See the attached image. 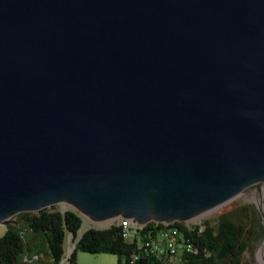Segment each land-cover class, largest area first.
I'll return each mask as SVG.
<instances>
[{
	"label": "water",
	"instance_id": "obj_1",
	"mask_svg": "<svg viewBox=\"0 0 264 264\" xmlns=\"http://www.w3.org/2000/svg\"><path fill=\"white\" fill-rule=\"evenodd\" d=\"M262 183L264 0H0L1 224L187 223Z\"/></svg>",
	"mask_w": 264,
	"mask_h": 264
},
{
	"label": "trees",
	"instance_id": "obj_2",
	"mask_svg": "<svg viewBox=\"0 0 264 264\" xmlns=\"http://www.w3.org/2000/svg\"><path fill=\"white\" fill-rule=\"evenodd\" d=\"M17 223L6 226L0 236V264H63L68 234L74 236L75 247L68 264H78L77 252L106 253L118 257L117 264H165L166 254L159 257L149 240L166 230L178 233L179 264H246L244 257L253 242L263 233L262 215L255 204L241 202L214 220L185 224L150 222L133 240L116 224L107 228H89L80 235L83 217L74 209L66 211L46 208L22 212Z\"/></svg>",
	"mask_w": 264,
	"mask_h": 264
},
{
	"label": "rangeland",
	"instance_id": "obj_3",
	"mask_svg": "<svg viewBox=\"0 0 264 264\" xmlns=\"http://www.w3.org/2000/svg\"><path fill=\"white\" fill-rule=\"evenodd\" d=\"M261 198L264 199V183L261 184L260 188H253L249 191L242 192L238 196H236L231 201L227 202L226 205H221L213 210H210L195 220L189 221L186 224H193V223H200L206 220H214L220 214L232 209L236 205L240 204L241 202H248L251 204H255L257 206L260 203ZM55 210L66 211L68 209H74L71 205L67 203H59L50 207ZM75 210V209H74ZM113 224V221H106V222H94L91 219L83 216V225L80 230V235L89 228H107ZM264 246V223H263V233L261 237L256 239L253 244L251 251H247L244 257V261L246 264H263L262 261L259 260L258 251ZM75 247L74 236L69 233L66 241V253H65V263L67 262V257L71 254L72 250ZM77 257L79 260V264H117L118 257L113 254H106V253H98L92 254L88 252L78 251ZM165 264H179L178 262L171 261Z\"/></svg>",
	"mask_w": 264,
	"mask_h": 264
},
{
	"label": "built area",
	"instance_id": "obj_4",
	"mask_svg": "<svg viewBox=\"0 0 264 264\" xmlns=\"http://www.w3.org/2000/svg\"><path fill=\"white\" fill-rule=\"evenodd\" d=\"M110 221H113L112 225L116 224L118 226H121L124 230L125 237L129 240H133L135 236L141 230H143L146 225L150 223L149 222L147 224H141L132 218H123V217H117ZM165 224H173V223H165ZM5 231H6V225L0 223V236L3 235ZM146 246L151 247L154 253H156L159 257L166 254H171V256L168 257L167 255L165 258H169L171 261L178 260V256L180 253V246L178 244V233L175 228L166 230L164 233H162V235L160 234L159 237L155 240H149L148 242H146ZM65 261L66 259H64L63 264L65 263Z\"/></svg>",
	"mask_w": 264,
	"mask_h": 264
},
{
	"label": "bare ground",
	"instance_id": "obj_5",
	"mask_svg": "<svg viewBox=\"0 0 264 264\" xmlns=\"http://www.w3.org/2000/svg\"><path fill=\"white\" fill-rule=\"evenodd\" d=\"M225 205L226 204H224V206ZM263 212H264V206H263ZM258 257H259V260L262 261V263H263V260H264V246L258 251Z\"/></svg>",
	"mask_w": 264,
	"mask_h": 264
},
{
	"label": "crops",
	"instance_id": "obj_6",
	"mask_svg": "<svg viewBox=\"0 0 264 264\" xmlns=\"http://www.w3.org/2000/svg\"><path fill=\"white\" fill-rule=\"evenodd\" d=\"M78 264H79V260H78Z\"/></svg>",
	"mask_w": 264,
	"mask_h": 264
}]
</instances>
